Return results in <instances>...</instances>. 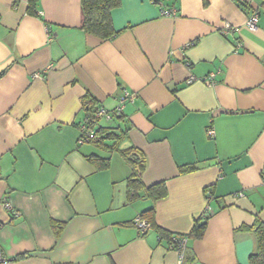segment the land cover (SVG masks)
Instances as JSON below:
<instances>
[{"label": "crops", "instance_id": "1", "mask_svg": "<svg viewBox=\"0 0 264 264\" xmlns=\"http://www.w3.org/2000/svg\"><path fill=\"white\" fill-rule=\"evenodd\" d=\"M262 3L120 0L118 33L102 40L81 28L80 0H38V16L0 0V264H249L242 228L264 222ZM123 91L121 117L93 127L125 126L116 147L143 156L142 183L164 181V198L129 199V162L79 141L85 95L112 111ZM150 208L142 234L134 219ZM205 213L182 254L159 236L186 235Z\"/></svg>", "mask_w": 264, "mask_h": 264}, {"label": "trees", "instance_id": "2", "mask_svg": "<svg viewBox=\"0 0 264 264\" xmlns=\"http://www.w3.org/2000/svg\"><path fill=\"white\" fill-rule=\"evenodd\" d=\"M82 8V24L81 28L91 35H94L102 40H107L114 37L118 32L114 29L111 21V12L113 9L120 5V0H80ZM38 0H27V12L30 15L38 16L37 13ZM264 11V3L261 5ZM259 12V10H258ZM83 108L86 111L85 118L88 119L89 125L94 129L97 135L96 139L91 140L98 146L103 147L107 152L118 150L121 156H123L129 164L132 166L131 175L126 180L127 195L129 199H134L138 196L141 190H145L146 194L153 200L164 198L167 194V189L164 181L154 183L148 187H145L141 180V173L145 167V161L143 156L138 154L134 147L125 149H118L116 147L117 141L123 135L125 126L118 127V129H111L107 127L98 126L96 129L93 124H96L98 119L93 118V112L97 107L95 100H93L88 94L83 98ZM121 115L113 117L114 119L120 118ZM112 118V119H113ZM87 160L95 164L98 169L107 168L109 165V157L101 156L97 154H91L87 156ZM194 169V165H188L181 168V172H188ZM153 209H147L139 214V217L146 220L151 227L149 220L145 216ZM210 214L205 213L201 219L194 222L191 230L186 235H172L164 230H159V236L167 240L169 245H173L177 248L176 239L178 237L185 236L188 239H198L204 234L207 220ZM51 225L55 229L62 228L61 223L52 222ZM242 229L250 230L255 237V249L248 256L249 264H264V222L258 218H255L251 227H243ZM187 248V245L185 249ZM184 249V250H185Z\"/></svg>", "mask_w": 264, "mask_h": 264}, {"label": "built area", "instance_id": "3", "mask_svg": "<svg viewBox=\"0 0 264 264\" xmlns=\"http://www.w3.org/2000/svg\"><path fill=\"white\" fill-rule=\"evenodd\" d=\"M263 3H264V0H263ZM164 13L174 14V11L169 10ZM258 16H259L258 11L251 12V14L246 20V26L251 29L255 28ZM228 29H230V25L229 23L225 22L221 32H226ZM213 77L214 75L210 74L206 79H208V81H211L213 80ZM127 98L132 99L133 96L127 93L126 91H123L121 98L119 99L116 107L112 111H107L100 106L95 107V111L93 112V115H92L93 118L99 119L102 117V118H105L107 121H110L113 117L121 115L123 104ZM79 129H80V137H79L80 142L91 141L97 138V135L95 134L94 129L88 123V119L85 118V121L83 122V124L80 125ZM208 133L213 134V130H209ZM3 206L6 209H11V205L7 202L3 203ZM13 213L15 214V211H13ZM134 225L137 227L139 232L142 234L146 233V231L150 228V224L146 220L140 218L139 216L134 219ZM0 226H1V222H0ZM187 241L188 240L185 236L178 237L175 242L177 245V248H174L173 245H169V247L176 249L178 252H180V254H182V252L184 251L187 245ZM3 261H5V257L3 256V253L0 249V262H3Z\"/></svg>", "mask_w": 264, "mask_h": 264}, {"label": "rangeland", "instance_id": "4", "mask_svg": "<svg viewBox=\"0 0 264 264\" xmlns=\"http://www.w3.org/2000/svg\"><path fill=\"white\" fill-rule=\"evenodd\" d=\"M120 138H122V136Z\"/></svg>", "mask_w": 264, "mask_h": 264}]
</instances>
